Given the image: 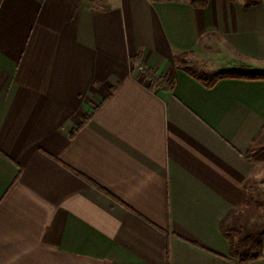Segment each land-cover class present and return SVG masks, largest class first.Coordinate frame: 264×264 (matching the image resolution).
Listing matches in <instances>:
<instances>
[{"label":"crops","instance_id":"0c3cea01","mask_svg":"<svg viewBox=\"0 0 264 264\" xmlns=\"http://www.w3.org/2000/svg\"><path fill=\"white\" fill-rule=\"evenodd\" d=\"M182 52L264 70V0H0V264H245L219 226L264 173V78Z\"/></svg>","mask_w":264,"mask_h":264},{"label":"trees","instance_id":"16d2710c","mask_svg":"<svg viewBox=\"0 0 264 264\" xmlns=\"http://www.w3.org/2000/svg\"><path fill=\"white\" fill-rule=\"evenodd\" d=\"M209 0H191V2L199 7H205ZM188 52H182L175 56L177 62H181V68L188 71L190 74L201 80L207 86L213 85L217 80L222 78H245V79H263L264 70H257L251 67H229L219 70L217 73L197 72L185 65L184 57ZM152 85L165 86L171 88L172 84L168 83L167 78L161 77L154 72H149ZM236 210L227 213L220 223V230L222 234L229 240L230 256L238 259L241 263H248L255 259L264 256V231L251 232L246 229V232L239 238L232 236V231L235 229L234 224L231 223L232 217Z\"/></svg>","mask_w":264,"mask_h":264},{"label":"rangeland","instance_id":"374dc122","mask_svg":"<svg viewBox=\"0 0 264 264\" xmlns=\"http://www.w3.org/2000/svg\"><path fill=\"white\" fill-rule=\"evenodd\" d=\"M184 59L185 65L199 73L214 74L222 69L214 62L213 57H201L194 52H188ZM176 63L182 66L181 62ZM245 188L246 206L243 210L234 213L231 221L235 227L231 232L234 239L243 235L246 229L251 232L264 231V173L249 178Z\"/></svg>","mask_w":264,"mask_h":264}]
</instances>
